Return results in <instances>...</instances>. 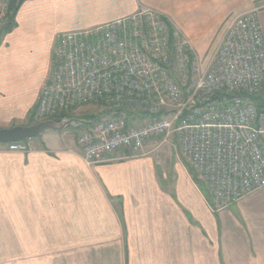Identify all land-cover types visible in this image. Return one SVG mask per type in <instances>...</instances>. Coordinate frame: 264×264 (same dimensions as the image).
I'll use <instances>...</instances> for the list:
<instances>
[{"label": "crops", "instance_id": "obj_1", "mask_svg": "<svg viewBox=\"0 0 264 264\" xmlns=\"http://www.w3.org/2000/svg\"><path fill=\"white\" fill-rule=\"evenodd\" d=\"M139 5L153 2L25 1L15 27L0 34L1 128L30 116L59 36ZM77 133L44 134L25 153L0 151V264H264V187L218 211L189 165L156 156L164 145L87 165Z\"/></svg>", "mask_w": 264, "mask_h": 264}, {"label": "built area", "instance_id": "obj_2", "mask_svg": "<svg viewBox=\"0 0 264 264\" xmlns=\"http://www.w3.org/2000/svg\"><path fill=\"white\" fill-rule=\"evenodd\" d=\"M9 0H0V34ZM261 7L226 20L206 61L167 17L148 7L93 30L62 34L30 112L32 124L58 122L87 105L126 110L138 124L101 118L79 128L85 164L156 152L172 138L220 211L264 187V36ZM171 26V25H170ZM5 152L25 153V142ZM117 154L118 156H113Z\"/></svg>", "mask_w": 264, "mask_h": 264}, {"label": "rangeland", "instance_id": "obj_3", "mask_svg": "<svg viewBox=\"0 0 264 264\" xmlns=\"http://www.w3.org/2000/svg\"><path fill=\"white\" fill-rule=\"evenodd\" d=\"M153 5H139L140 7H148L162 13L172 28L180 30L187 40L190 42L197 55L202 61H206L212 51L219 45L226 26V20L233 16L249 11L254 6L250 5L249 0H150ZM261 9L258 12V18L264 36V2L260 4ZM137 12V11H136ZM264 100V88L262 92ZM111 109L105 106L87 105L78 108L72 112H68L64 118H77L81 120H93L94 118H122L128 125L130 122L138 124V116L121 110L116 116L108 115ZM115 110V109H113ZM30 116L24 122L15 120L11 125H28ZM2 126H0L1 128ZM12 127V126H10ZM6 127V128H10ZM81 129V128H80ZM71 133H77L79 129H68ZM66 131V130H65ZM50 133L45 132L44 134ZM55 133V132H54ZM43 134V135H44ZM177 146V140L172 138L169 144H165L160 148L156 156L170 165L179 161L188 167L186 159L182 157ZM5 150V146L0 147V151ZM78 152V151H76ZM179 159V160H178ZM169 169L172 167L168 166ZM199 184V183H198ZM201 189L206 196L208 191L202 185Z\"/></svg>", "mask_w": 264, "mask_h": 264}, {"label": "water", "instance_id": "obj_4", "mask_svg": "<svg viewBox=\"0 0 264 264\" xmlns=\"http://www.w3.org/2000/svg\"><path fill=\"white\" fill-rule=\"evenodd\" d=\"M98 119L81 120L77 118H62L58 122L45 120L35 124L30 123L28 125H17L10 128H0V145L27 142L35 138H40L45 132L48 131L61 133L69 128L79 129L83 126H89L93 124Z\"/></svg>", "mask_w": 264, "mask_h": 264}, {"label": "trees", "instance_id": "obj_5", "mask_svg": "<svg viewBox=\"0 0 264 264\" xmlns=\"http://www.w3.org/2000/svg\"><path fill=\"white\" fill-rule=\"evenodd\" d=\"M25 1H27V0H9V8H8V13H7V17H6V22H5L3 30H2L3 34L10 32L15 27V25H16L15 18H16L17 11H18L19 7ZM169 30L172 32V27L170 25H169ZM255 100H256L259 108H264V102H263V100L260 99V97H255ZM119 111L120 110L111 109L108 112V115L113 114L114 116H116L117 113H119ZM94 119H96V118H94ZM30 123H31V120H30ZM191 174H192V171H191Z\"/></svg>", "mask_w": 264, "mask_h": 264}]
</instances>
